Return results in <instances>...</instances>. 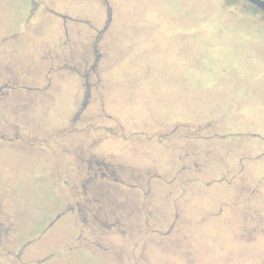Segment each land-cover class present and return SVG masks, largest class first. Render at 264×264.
<instances>
[{"label": "rangeland", "instance_id": "1", "mask_svg": "<svg viewBox=\"0 0 264 264\" xmlns=\"http://www.w3.org/2000/svg\"><path fill=\"white\" fill-rule=\"evenodd\" d=\"M0 264H264V13L0 0Z\"/></svg>", "mask_w": 264, "mask_h": 264}, {"label": "water", "instance_id": "2", "mask_svg": "<svg viewBox=\"0 0 264 264\" xmlns=\"http://www.w3.org/2000/svg\"><path fill=\"white\" fill-rule=\"evenodd\" d=\"M250 2L256 9L264 13V0H247Z\"/></svg>", "mask_w": 264, "mask_h": 264}, {"label": "flooded vegetation", "instance_id": "3", "mask_svg": "<svg viewBox=\"0 0 264 264\" xmlns=\"http://www.w3.org/2000/svg\"><path fill=\"white\" fill-rule=\"evenodd\" d=\"M50 227H51V226H50ZM50 227H49V228H50Z\"/></svg>", "mask_w": 264, "mask_h": 264}]
</instances>
